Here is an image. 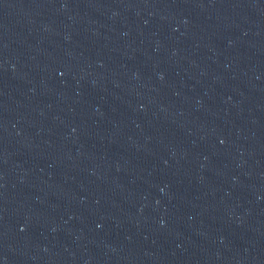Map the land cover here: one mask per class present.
Wrapping results in <instances>:
<instances>
[{
  "label": "water",
  "instance_id": "95a60500",
  "mask_svg": "<svg viewBox=\"0 0 264 264\" xmlns=\"http://www.w3.org/2000/svg\"><path fill=\"white\" fill-rule=\"evenodd\" d=\"M0 264H264V0H0Z\"/></svg>",
  "mask_w": 264,
  "mask_h": 264
}]
</instances>
